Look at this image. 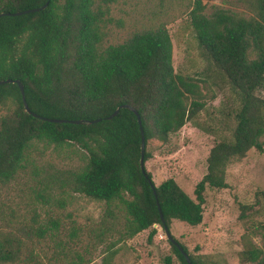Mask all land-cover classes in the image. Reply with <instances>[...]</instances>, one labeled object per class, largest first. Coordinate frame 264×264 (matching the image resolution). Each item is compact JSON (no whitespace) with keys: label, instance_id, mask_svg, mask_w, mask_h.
<instances>
[{"label":"trees","instance_id":"1","mask_svg":"<svg viewBox=\"0 0 264 264\" xmlns=\"http://www.w3.org/2000/svg\"><path fill=\"white\" fill-rule=\"evenodd\" d=\"M47 1L38 11L16 13ZM241 1L251 15L218 7L207 14V2L194 0L189 14L207 66L188 74L175 69L174 44L166 26L105 44L106 10L96 0H0V12H11L0 16V79H20L30 111L37 115L26 111L15 81L0 83V183L32 164L39 145L44 149L78 145L82 157L69 178L72 190L124 211L126 236L155 224L171 232L174 220L189 225L202 222L206 187H228V167L253 148L263 150L264 0ZM212 85L229 92L217 107L206 99ZM126 103L138 110L141 119L145 165L156 151L176 150L172 137L188 121L216 137L194 196L175 178L155 184L147 165L146 173L142 170L140 124ZM117 107L120 111L107 119ZM45 118H81L84 123ZM94 119L99 120L86 123ZM255 200L241 205L245 223L252 212L264 209V189L256 191ZM48 224L35 216L32 222L14 223L0 210V264L92 261L79 251L69 257L62 254L58 248L69 246L74 238L56 237L58 219ZM249 224L239 260L264 264V222ZM156 231L153 228L151 236ZM258 233L261 244L253 240ZM172 236L192 264H204ZM47 238L56 240V249L48 257L40 247ZM169 242L180 262L187 264L178 246ZM165 264H172L169 256Z\"/></svg>","mask_w":264,"mask_h":264},{"label":"rangeland","instance_id":"2","mask_svg":"<svg viewBox=\"0 0 264 264\" xmlns=\"http://www.w3.org/2000/svg\"><path fill=\"white\" fill-rule=\"evenodd\" d=\"M205 1L207 14L216 7L252 14L241 0ZM193 3L194 0H112L104 4L96 0V5L101 4L106 10L102 23L104 43L122 42L134 32L166 26L174 44L175 69L197 74L207 66V59L189 14ZM207 91V103L216 107L229 94L228 88L219 89L215 85ZM262 139L263 150L253 148L246 157L228 167V187H206L202 222L196 225L172 222V234L204 264H250L239 260V252L244 248L242 235L248 223L250 226L264 222V209L252 212L248 223L240 214L241 205L254 203L256 191L264 189V136ZM215 140L213 134L186 122L172 137L175 151H156L147 160L154 183L173 177L188 195L194 196L195 184L207 171V156ZM81 157L82 149L78 145H52L46 149L39 145V150L32 155V164L17 177L0 183V210L14 223L32 222L35 216L40 223L51 226V220L58 219L56 237L68 240L72 235L74 238L69 246L58 249L68 257L79 251L92 259L88 264L106 261L109 264H165L166 256L172 264H182L161 225L155 224L128 237L124 211L115 206L108 208L103 202L72 190L69 178ZM153 228L157 231L151 236ZM253 240L261 244V235H253ZM55 244L56 240L47 238L40 247L48 257L56 249Z\"/></svg>","mask_w":264,"mask_h":264},{"label":"water","instance_id":"3","mask_svg":"<svg viewBox=\"0 0 264 264\" xmlns=\"http://www.w3.org/2000/svg\"><path fill=\"white\" fill-rule=\"evenodd\" d=\"M47 4H48V1H47L46 3H44L43 5L38 6V7H36V8L27 9V10H25V11H19V12H16V13H17V15H21V14H23V13L35 12V11L40 10L41 8H45V7L47 6ZM5 13H6V14H9V13H11V12H9V11H8V12H0V16H1L2 14H5ZM6 81H8V82H10V81H15V82L19 85L20 90H21V93H22V98H23V101H24V105H25L26 111H27L28 113H30L31 115H33V116H37L35 113H33V112L30 111L31 109H30V107H29V105H28V103H27V101H26L25 88H24V85H23L22 81H21L20 79H16V78H2V79H0V83L6 82ZM124 105H125V106H128V107H130V108H132V109L135 111V113L137 114V119H138L139 124H140V131H141V136H142L141 168H142V170L146 173V165H145V161H144V153H145V135H143V129H142V126H141V119H140V116H139L138 110H137L133 105L128 104V103H126V104H124ZM119 111H120V107H117V108H116V111L113 112L112 114H110L109 116H107L106 118H107V119L112 118V117L115 116ZM45 119H46V120H49V121H57V120H63V121H66V120H68V121H71V122H82V123H84V120H82L81 118H75V119H66V118H45ZM97 120H99V119L89 120V121H86V123H92V122H95V121H97ZM152 188H154V185H152ZM153 193H154V195L156 196L155 191H153ZM158 205H159V209L161 210L160 204H158ZM161 217H162V220H164V215H163L162 212H161ZM165 232H166V236H167V238H168L170 241H172L173 243H175V244L178 246V248L181 250L182 254L184 255V257H185V259H186L187 264H192V262H191L189 256L187 255V253H185V252L183 251V249L181 248V246L179 245V243H177V241H176L175 238L172 236V234H171V232H170V230H169L168 227H165Z\"/></svg>","mask_w":264,"mask_h":264}]
</instances>
